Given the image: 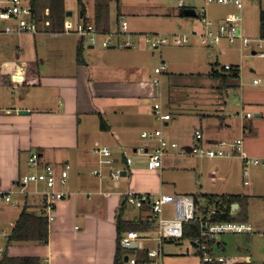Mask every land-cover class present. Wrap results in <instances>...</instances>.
<instances>
[{
	"label": "crops",
	"instance_id": "0c3cea01",
	"mask_svg": "<svg viewBox=\"0 0 264 264\" xmlns=\"http://www.w3.org/2000/svg\"><path fill=\"white\" fill-rule=\"evenodd\" d=\"M81 1L87 21L93 23L95 0ZM113 1L118 2L108 0L106 34ZM66 2L63 0L67 13ZM46 3L47 0H40L39 15L33 11L38 17L48 8ZM177 10L173 12L174 16ZM118 12L117 8L116 19L120 26L124 19ZM77 13L79 17V7ZM180 18L176 24L186 28L187 21L181 15ZM64 22L72 26L80 23L70 22L66 16ZM63 30L52 33L40 26V32L34 36H16L3 34L0 25V190L13 193V204L0 206V228L6 234L0 259L3 256L33 258L40 264H113L115 220L124 201L122 194L127 191L186 197L239 195L247 197V205L251 198H264V169L251 168L245 178L240 159L197 158L189 153L195 145L211 147L218 141L242 138L247 156L264 158V67L258 73L250 70L252 75H261L263 81L256 80L258 82L253 84V79L251 84L247 83L241 54L249 49H244L240 41L234 42L238 58L233 56L232 61L224 64L231 70L237 69L236 79L200 74L195 72L197 66L191 71L180 72L182 70L178 69L181 68L165 62L162 56L158 65L167 63L168 66L158 75L154 73L158 65L153 71L143 66L144 59L140 57L146 53L143 45L136 50L132 49L134 45L125 49L92 47L74 33ZM240 30L242 35V26ZM197 35L195 38H203V33ZM78 47H81L79 62ZM190 47L187 46L189 50ZM164 48L165 45L158 49ZM253 53L252 50L251 56H255ZM169 75L173 77H166ZM155 79L159 84L153 82ZM184 79L189 82L181 88L171 84ZM194 81L205 83L195 84ZM228 86L238 87V94L232 101L226 92ZM219 89L225 90V102L219 96ZM157 103L165 114L170 115L163 125L152 112V106ZM20 111L27 114H20ZM247 113L252 118H245ZM100 120L106 125L105 130H100ZM157 129L166 141L178 146L176 150H169L161 171L149 172L145 168L146 158L136 155L144 160V168L135 169L132 164L118 183H111L108 169L98 165V156L92 149L107 147L112 151L115 166L122 168L123 154L128 156L126 151L134 154L138 147L150 149L155 145L156 141L142 139L140 134ZM196 131L202 135L199 141L194 139ZM33 153L38 154L41 165H50L57 171L69 167L66 185L57 187L68 197L55 204L54 220L47 221L48 241L45 245L8 244L7 237L22 208L27 207L29 213H38L43 204L41 195L19 194L15 184L21 176L33 172L27 166ZM174 164L190 175V181L184 186L180 185V180L171 186H163L162 173L173 169ZM94 170L100 172L99 177L92 175ZM123 178L126 182L121 181ZM127 207L125 205V209ZM171 210L166 207L165 213ZM231 211L235 214L238 205H233ZM139 213L140 217L133 220L148 216L144 211ZM239 259L242 260L235 259L236 263H251L248 257Z\"/></svg>",
	"mask_w": 264,
	"mask_h": 264
},
{
	"label": "built area",
	"instance_id": "2783aa9c",
	"mask_svg": "<svg viewBox=\"0 0 264 264\" xmlns=\"http://www.w3.org/2000/svg\"><path fill=\"white\" fill-rule=\"evenodd\" d=\"M191 1V0H188ZM204 4H215L221 6H233L238 9V13L232 15L225 22L214 24L205 16V12L195 13L198 22L203 29V38L210 46H218L222 41L229 44L235 41H240L244 49H250L251 45L254 47V55L260 59H264L263 43L264 39L249 40L241 35V5L243 0H200ZM177 7L180 9H186L183 2H178ZM191 9V8H187ZM0 25L3 34L5 35H31L34 36L40 32V26L48 28L49 10L43 9L41 16H37L30 5V0H0ZM63 32L74 33L83 42L90 46L99 45L103 49L112 47V43L109 38L103 39V36L95 27L90 23H77L75 26L70 25L68 22L63 23ZM120 33L126 34L127 24L120 21ZM197 33L193 32L190 35H172L163 37L161 35L150 37L145 36L144 39L149 44L150 49H158L161 46L166 45L170 40L175 46H182L188 44L190 39L197 37ZM133 46L130 42H125L120 45L121 48H131ZM167 66L161 64L154 70L155 74L160 75L165 71ZM224 71H230L231 67L226 65L223 67ZM155 84H159V80L153 81ZM258 81H253L256 84ZM152 112L155 119L163 125L170 119L169 114H165L162 111L160 104H154L152 106ZM245 118H252L251 114H245ZM140 137L145 140L156 141L155 145L150 149L145 147H138L134 150V155L145 157V168L149 172H159L163 167V159L168 154L169 150H176L177 144L174 142H168L163 138L160 129L148 132L144 131L140 134ZM202 135L196 131L194 133V139L196 141L201 140ZM92 153L98 156V165L106 167L108 169V178L111 183H118L122 178L121 173L129 169L132 164L131 156L123 154V167L117 168L113 161L112 151L107 147H96L92 149ZM184 153L181 152V155ZM190 155L197 158L206 159H240L243 167V176L245 178L249 175L251 168L264 169V158L249 157L243 151L242 138L234 139L231 141L222 140L216 142L214 146H200L195 145L190 150ZM27 166L33 169V172L21 176L16 181L18 187V193L26 195L28 192L35 195H41L43 199L42 212L46 216L48 222L54 220L53 212L55 204L58 201L66 199L68 194L58 190L57 187H63L66 185L68 178L69 167L65 166L63 169L57 171L50 165H41L40 159L37 153H33L27 160ZM92 175L99 177L100 172L98 170L92 171ZM30 188V189H29ZM11 191L0 190V206L6 204H13ZM124 203L128 207L135 208L142 211L145 205L148 206V210L144 211L150 217V220L155 225V250L144 249L143 242L151 241L149 237L150 233L139 232H126L120 238V245L125 248L129 247L131 243H136L135 251H145L149 262L145 264H161V250L162 243L169 240H181L183 235V224L192 222L196 217V209L194 205L193 197L186 196H171V195H154V194H139L133 191H127L122 194ZM171 207L170 214L173 215L172 219H165V208ZM198 209H200L198 207ZM212 210L203 217L198 215L196 222L199 225L200 236L205 240L216 239L220 234H236V233H248L251 232V227L245 224L239 223H212L210 222V216ZM234 215V212L231 211ZM189 247L199 255L202 264H235V258H223L216 256L214 253L210 254L208 248L204 242H200L198 239H188ZM188 250V249H187ZM0 249V253H1ZM188 253V252H187ZM126 264H137L135 257L127 256Z\"/></svg>",
	"mask_w": 264,
	"mask_h": 264
},
{
	"label": "rangeland",
	"instance_id": "374dc122",
	"mask_svg": "<svg viewBox=\"0 0 264 264\" xmlns=\"http://www.w3.org/2000/svg\"><path fill=\"white\" fill-rule=\"evenodd\" d=\"M183 2L187 8H192L195 13L205 12L207 19L218 24L219 20H224L229 14H237V8L233 6H221L215 4H204L200 0H118V2H112L110 4L109 15V32L103 36V39L109 38L114 49H122L121 44L125 42L132 43L133 50H136L138 46L143 45L146 49L144 56L140 55L143 61V66L150 71L159 64V60L164 58L165 62H171V64L178 66L182 70L180 72L191 71L193 66H197L195 72L200 74H210L212 70L219 74H223L224 64L232 61L233 56L238 58V51L236 50V43L229 44L222 41L218 46H210L203 38H191L188 44L182 46H175L170 40L164 49H149L150 46L144 42L143 36H158L170 37L171 35H190L195 32L197 34L203 33L202 26L198 22L197 17L182 18L187 21L186 28L179 27L176 23L177 19H181L177 10V3ZM69 12H72V17H69L70 22H81L77 13L76 0H67ZM118 13L122 15L124 22L127 24L126 34L120 33L119 21L116 19ZM177 10L176 15L173 12ZM264 11V0H243L241 5V18L242 29L244 38L249 40H259V13ZM179 17V18H178ZM224 18V19H223ZM226 20V19H225ZM225 22V21H223ZM171 38V37H170ZM201 39V44L199 40ZM190 47L191 50L187 48ZM163 47V46H162ZM249 50H244L243 55V69L245 78L248 79L247 83L251 84V81L260 80L263 81V77L259 74L252 75L251 69L256 70V73L260 71V68L264 67V60H259L256 56H251V51H254L253 45ZM125 49V48H124ZM264 52V43H263ZM194 61H198L195 63ZM208 63V65H207ZM214 63H216L214 65ZM167 65V63H166ZM240 66V63H238ZM159 66V65H158ZM168 66V65H167ZM168 78L173 75L166 76ZM245 79V80H246ZM185 80V81H184ZM174 84V88H181L183 84H187L189 79H184ZM204 81V80H203ZM203 81H194L193 83H205ZM174 82V81H173ZM172 87V86H171ZM170 88V87H168ZM213 90V89H212ZM219 96L226 101L225 90L219 89ZM228 99L232 101L237 96L238 87H229ZM128 156L133 159V168H144L143 159L137 158L131 151H126ZM190 153V151H189ZM60 170V169H59ZM180 180V185L190 181V175L180 170L179 166L174 164L173 169L169 168L162 173L161 182L163 186H171L174 181ZM121 181L126 182V178ZM195 176H193V182ZM249 181V179H247ZM30 189V188H29ZM247 221L251 227V232L248 233H236V234H220L216 236L215 245L212 248L213 253L216 256L223 258H235L239 262L241 257H248L251 260V264H262L264 262V198H251L247 205ZM140 217V213L137 209L127 207L123 213V219L132 221L135 218ZM165 219H172L173 215L169 212L164 214ZM6 233L9 230L4 228ZM155 230V229H153ZM5 235L1 232L0 228V249L5 248ZM151 241H144V249L155 250L156 244L155 232L149 234ZM188 249V250H187ZM125 256L135 257L136 253L131 249H124ZM188 252V253H187ZM161 264H202L201 258L197 255L192 248L189 247V241L187 240H169L162 243L161 250Z\"/></svg>",
	"mask_w": 264,
	"mask_h": 264
},
{
	"label": "trees",
	"instance_id": "16d2710c",
	"mask_svg": "<svg viewBox=\"0 0 264 264\" xmlns=\"http://www.w3.org/2000/svg\"><path fill=\"white\" fill-rule=\"evenodd\" d=\"M40 0H30V5L33 11L39 15L38 11L42 6H38ZM79 7V18L83 23H89L85 17V9L81 0H77ZM46 6L49 8V21L50 25L46 28L47 31L52 33L61 32L63 22L65 19L66 11L64 9L63 0H47ZM108 0H95V14L92 24L97 32L101 35H107V22H108ZM260 21V38L264 39V11L259 13ZM80 50L77 49V59L80 61ZM239 72L237 69L227 71L225 74H219L212 72L209 74L210 77L216 78H238ZM107 127L102 120H100V130H105ZM194 205L196 209V217L201 215L205 217L209 211H213L210 216V222L212 223H239L245 224L247 221V197L245 196H230V195H206L197 194L193 195ZM233 205H238V211L232 215L231 208ZM198 207L200 209H198ZM148 206L145 205L142 211H147ZM125 211V203L121 202L118 213L116 215V252L114 256L113 264H126L123 259L125 257L124 248L120 245L121 236L130 231L139 233H151L155 232L156 229L154 223L150 220L149 216L143 219H136L133 221H125L123 219V213ZM195 217V220H196ZM187 222L183 224V235L182 240L198 239L200 242H204L208 248V252L213 254L212 248L214 247L215 240H205L200 236L199 225L196 221ZM48 241V223L46 216L43 215L42 206L38 213L27 212V207H23L22 211L15 223V226L11 229L7 243H37L45 245ZM135 251V250H134ZM135 259L137 264H145L149 262L145 251H135ZM0 264H40L37 259L33 258H20V259H9L3 256L0 259ZM217 264V263H216ZM236 264H251L250 262H242ZM264 264V262L262 263Z\"/></svg>",
	"mask_w": 264,
	"mask_h": 264
},
{
	"label": "water",
	"instance_id": "95a60500",
	"mask_svg": "<svg viewBox=\"0 0 264 264\" xmlns=\"http://www.w3.org/2000/svg\"><path fill=\"white\" fill-rule=\"evenodd\" d=\"M180 15L185 17V18H190V17H195L196 16L194 10H192V9H182L181 12H180ZM65 16L66 17H70L71 13L67 12ZM20 114H24L25 115V114H27V112L26 111H20ZM121 175H122V177H124L125 176V172H122ZM136 247H137L136 243H131L129 245V247H127V248L123 247V248L124 249H136ZM123 261H124V263L127 262V256L124 257Z\"/></svg>",
	"mask_w": 264,
	"mask_h": 264
}]
</instances>
